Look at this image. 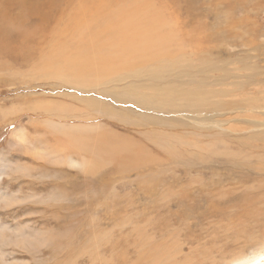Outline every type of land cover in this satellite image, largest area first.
Segmentation results:
<instances>
[{"label":"rangeland","instance_id":"1","mask_svg":"<svg viewBox=\"0 0 264 264\" xmlns=\"http://www.w3.org/2000/svg\"><path fill=\"white\" fill-rule=\"evenodd\" d=\"M16 1L56 32L0 44V264L264 255V0Z\"/></svg>","mask_w":264,"mask_h":264},{"label":"bare ground","instance_id":"2","mask_svg":"<svg viewBox=\"0 0 264 264\" xmlns=\"http://www.w3.org/2000/svg\"><path fill=\"white\" fill-rule=\"evenodd\" d=\"M45 1H49V0H45ZM75 1H78V0H75ZM75 1H70V3L69 4H67L66 6L67 7H65L64 9H68L70 12H76V13H78L79 15H80V18L84 15V17H86V16H89V15H91L92 14V10H94L93 9V7L92 6H87L86 4H84L83 6H85L86 8H87V11H82L81 10V6H79V5H76V3H75ZM109 1V0H108ZM50 2H51V6H52V4H53V2H55V4H54V7L52 8L53 10H54V8L56 9H60V3H62L63 2V0H50ZM59 2V3H58ZM174 2V1H173ZM41 6V5H40ZM47 6V5H46ZM152 6V5H151ZM81 7V8H80ZM145 7V6H144ZM17 9V14H15V15H13L12 14V10L13 9ZM102 9H106L107 7H105V6H102L101 7ZM178 8V7H177ZM56 9V10H57ZM107 10H109V9H107ZM26 11H27V23H29V19H31L32 17H34V16H36L37 14H35L33 11V9H31L30 8V6L28 5V1H27V5H25V4H23V3H19V2H17L16 0H3V2L1 3L0 2V44H2V45H4V46H6V47H8L9 48V50H10V52L13 50V48L15 49V48H19V47H23L28 41H30V40H33L34 39V37L35 36H38L39 35V32L42 34V36H44V37H52L51 36V34L52 33H55L56 32V29H55V31L53 32L52 30H50V31H48V30H45L44 31V29H42V31H39L38 32V30L37 29H34V28H27V32L28 31H30V30H33L34 29V32H32L31 33V35L33 36H30L28 33L26 34V33H24V32H20L17 36H13V34H12V32H11V27L13 26V25H21L22 24V22L24 21V19H25V17H26ZM58 11V10H57ZM173 11V10H172ZM109 12V11H108ZM147 12V11H146ZM36 13H37V10H36ZM59 14H60V20H59V22H58V24L59 25H61V24H63V23H61L62 22V19L64 18V16H65V14H66V16L68 17L69 16V12H66L65 10H62L61 11V13H60V11L58 12ZM109 13H111V12H109ZM174 13V12H173ZM43 14V13H42ZM116 14V13H115ZM50 15V14H49ZM120 15V14H119ZM129 15V14H128ZM136 15V14H135ZM139 15H141V13L139 14ZM93 17H94V15H92ZM117 16V15H116ZM141 16H143V13H142V15ZM72 18L71 19H73V21H74V23H76V21H77V19H76V17L75 16H71ZM118 17V16H117ZM121 17V16H120ZM131 17V16H130ZM83 18V17H82ZM92 18V17H91ZM129 18V17H128ZM66 19V18H65ZM86 19V18H85ZM120 19V18H119ZM139 19V18H138ZM103 20H105V19H103ZM121 20H123V19H121ZM131 20V19H130ZM141 19H139V21H140ZM48 20H44V23L46 24V23H48L47 22ZM82 21V19L80 20V22ZM101 21V20H100ZM143 20H141V22H142ZM97 22H98V20H97ZM44 23H42V24H44ZM124 23V22H123ZM139 23V22H138ZM67 24H69V23H67ZM93 24V23H92ZM95 25V24H94ZM94 25H92V27L94 26ZM47 27V26H46ZM203 28V27H202ZM138 34H142V31H138ZM32 37V38H31ZM46 38V39H47ZM191 41H192V39H191ZM196 41V40H195ZM43 43V42H42ZM197 44V43H196ZM2 45H1V47H2ZM3 46V47H4ZM25 47H28L27 45H25ZM197 47H198V45H197ZM6 49V48H5ZM33 50V49H32ZM19 51V50H18ZM20 51H23L24 52V54L26 53V50H25V48H23V49H21ZM20 51H19V55H20ZM14 52H15V50H14ZM144 52V48H141V49H139V54H137L136 53V51H134V54H129V53H124V58L125 59H120V60H124V62L126 63V66L128 65V64H132V65H134V64H136L135 62H140V61H143V63H146V62H152V61H154L155 60V58L153 59V58H150V57H147V58H145V55H141L142 53ZM113 54V53H112ZM15 55V53H13V56ZM26 55V54H25ZM28 55V54H27ZM121 55V54H120ZM182 55L183 54H172V55H170L169 56V58H170V60H176V59H179L180 57H182ZM17 56V55H16ZM116 57V56H115ZM164 59H168V58H164ZM181 59H183V58H181ZM157 60H159V59H157ZM188 65V64H187ZM174 65H172V67H173ZM176 66V65H175ZM182 66H184V65H182ZM178 67V66H177ZM123 68H126V67H123ZM122 68V69H123ZM131 68V67H130ZM129 67H128V69H130ZM137 69V68H136ZM125 71V70H124ZM127 71V70H126ZM178 72V71H177ZM134 74H136V73H134ZM142 75V74H141ZM146 75H149V77H150V79L151 80H153V78L155 79V78H157L159 75H160V73L159 72H157V71H148L147 72V74ZM145 75V76H146ZM163 76V75H162ZM178 76V75H177ZM125 78H126V76H125ZM128 78V77H127ZM119 79H121V80H124V78L122 79L121 77L119 78ZM161 79V78H160ZM159 79V80H160ZM157 80V79H156ZM158 81V80H157ZM175 81V80H174ZM139 92V91H138ZM186 92V91H185ZM190 93H186V95L187 96H185V98H187V97H189V99L191 98V99H193L194 97L195 98H197V96L200 94V92H199V94H196V92L195 93H191V91H189ZM124 93V92H123ZM173 93V92H172ZM198 93V92H197ZM175 94V93H174ZM194 94H196V95H194ZM204 94L205 93H203V96H204ZM182 95H183V93H182ZM179 97H181V95H178ZM194 96V97H193ZM128 97V96H127ZM183 97V96H182ZM124 98V97H123ZM168 99H169V97H168ZM198 99V98H197ZM184 100V99H183ZM186 100V99H185ZM184 100V101H185ZM171 101H172V98H171ZM175 101H176V99H175ZM188 101V100H187ZM186 101V103H188V104H190L189 102H187ZM165 103H167V102H165ZM169 103H173V102H169ZM259 166H260V168H264V164L263 163H260L259 164ZM258 168V167H257ZM255 169V168H254ZM263 190V189H262ZM255 200H257V199H255ZM250 201H251V199H250ZM249 201V202H250ZM261 201H263L264 202V199H262ZM253 202V201H252ZM251 205H243L241 208H247V209H245V210H243V212H242V214L241 215H236V218L237 219H247V217L248 216H250V215H253L254 214V216H250V217H252V218H255V217H257L258 215H261V216H263L264 215V209H257L256 207H250ZM262 221V220H261ZM240 223V222H239ZM8 228V227H7ZM4 230H5V227H2L1 225H0V238L1 239H3V238H5L7 235L6 234H4ZM6 235V236H5ZM19 238L22 240V242H29L28 240H27V238L24 236V235H22L21 236V234L19 235ZM12 239V238H11ZM10 240V239H9ZM11 241V240H10ZM3 242H5V240L3 241ZM30 243V242H29ZM0 261H2L1 259H0ZM2 264H8L6 261L3 263L2 262ZM245 264H264V255H262V256H260V257H257V258H255V259H253V260H250V261H248V262H246Z\"/></svg>","mask_w":264,"mask_h":264}]
</instances>
